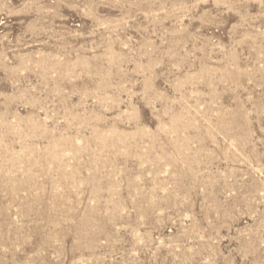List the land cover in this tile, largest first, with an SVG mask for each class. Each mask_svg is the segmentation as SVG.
Instances as JSON below:
<instances>
[{
    "label": "rangeland",
    "instance_id": "rangeland-1",
    "mask_svg": "<svg viewBox=\"0 0 264 264\" xmlns=\"http://www.w3.org/2000/svg\"><path fill=\"white\" fill-rule=\"evenodd\" d=\"M0 264H264V0H0Z\"/></svg>",
    "mask_w": 264,
    "mask_h": 264
}]
</instances>
